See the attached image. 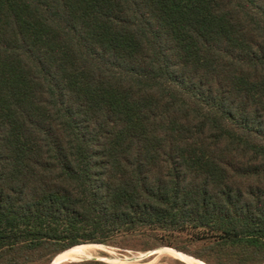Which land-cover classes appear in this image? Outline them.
Here are the masks:
<instances>
[{
  "label": "trees",
  "instance_id": "obj_1",
  "mask_svg": "<svg viewBox=\"0 0 264 264\" xmlns=\"http://www.w3.org/2000/svg\"><path fill=\"white\" fill-rule=\"evenodd\" d=\"M93 244L264 264V0H0V264Z\"/></svg>",
  "mask_w": 264,
  "mask_h": 264
},
{
  "label": "rangeland",
  "instance_id": "obj_2",
  "mask_svg": "<svg viewBox=\"0 0 264 264\" xmlns=\"http://www.w3.org/2000/svg\"><path fill=\"white\" fill-rule=\"evenodd\" d=\"M189 242H190V240L186 237H181L177 240V243L179 245H187L188 246L190 244ZM86 246H94V248L93 247L89 248V249L85 248L86 255L85 256H79L73 261L100 260V261H104V262L111 263V264H187L184 261L178 259L175 255V254H177L176 252H178L179 254H182V255H183V253H181L177 250L171 249V248L160 249V250H156L153 253H150V252H135V251H129V250L124 251V250H121L117 247L107 246V245H98L99 247L97 245H86ZM194 247L195 246H193V248ZM158 252L163 253V254H160ZM171 253H172V255H171ZM185 256H188V255H185ZM188 257H190V256H188ZM190 258L195 260V258H193V257H190ZM128 259H133L134 261L127 263L126 261ZM195 261H197V260H195ZM197 262L199 264H203L200 261H197ZM69 263H71V262H69Z\"/></svg>",
  "mask_w": 264,
  "mask_h": 264
},
{
  "label": "bare ground",
  "instance_id": "obj_3",
  "mask_svg": "<svg viewBox=\"0 0 264 264\" xmlns=\"http://www.w3.org/2000/svg\"><path fill=\"white\" fill-rule=\"evenodd\" d=\"M94 245V244H93ZM98 246V245H97ZM94 248V246H80V247H76V248H73L72 250L68 251L67 253L63 254V255H60L56 258L57 261H73L75 260L77 257L79 256H85L86 255V250L85 248ZM99 247V246H98ZM103 247V246H102ZM96 249V248H95ZM93 250V249H92ZM107 251V250H106ZM95 252V251H94ZM175 252V251H174ZM157 253V252H156ZM160 253V252H158ZM177 254L176 257L182 261H184L185 263L187 264H199L197 261H195L194 259L188 257V256H185L184 254H179L178 252H176ZM160 254H163V253H160ZM96 255V254H95ZM172 255V253H171ZM143 256V255H142ZM92 258V257H91ZM156 260V259H155ZM154 260V261H155ZM81 261V260H79ZM126 261V260H125ZM131 261H134L133 259H128L126 262L129 263ZM201 262V261H200ZM155 263V262H154ZM203 263V262H201ZM204 264V263H203Z\"/></svg>",
  "mask_w": 264,
  "mask_h": 264
},
{
  "label": "water",
  "instance_id": "obj_4",
  "mask_svg": "<svg viewBox=\"0 0 264 264\" xmlns=\"http://www.w3.org/2000/svg\"><path fill=\"white\" fill-rule=\"evenodd\" d=\"M155 252V251H153ZM153 252H150V253H153ZM83 261V260H81ZM81 261H57L56 259L52 262V264H66V263H69V262H81Z\"/></svg>",
  "mask_w": 264,
  "mask_h": 264
}]
</instances>
